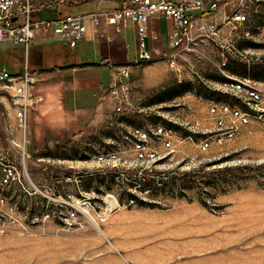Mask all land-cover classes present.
<instances>
[{
	"label": "rangeland",
	"instance_id": "1",
	"mask_svg": "<svg viewBox=\"0 0 264 264\" xmlns=\"http://www.w3.org/2000/svg\"><path fill=\"white\" fill-rule=\"evenodd\" d=\"M123 1L30 0V4L36 17L54 18L110 11ZM220 1L229 18L215 33L197 27L188 43L147 64L150 69L144 71V64L135 74L129 70L121 112L115 111L119 103L112 101L110 119L98 134L77 133L48 152L73 160L117 152L118 159L94 162L123 178L106 182L99 195L66 199L51 207L38 199L22 206L19 217L8 213L11 206L5 203L4 213L13 214L17 223L0 225V264H264V117L252 119L233 139L212 142L206 150L199 145L215 130L207 119L208 108L238 106L228 96L236 95L225 87L229 81L253 72L258 77L252 80L254 87L264 92V0ZM217 9L218 5L207 18ZM235 15L244 16V21L231 22ZM154 16L163 17L155 14L148 22ZM203 24L210 23L196 21L197 26ZM101 25L116 35L132 26L137 56L132 24L116 32L102 17ZM41 36L53 38L46 44L50 50L72 49L50 34ZM71 53L84 59L91 55L83 47ZM24 61L22 48L1 46L0 69L19 74ZM8 93L1 92L0 112L14 116ZM28 94L27 129L20 130L14 116L13 123H7L8 144L16 140L4 150L5 160L16 164L24 192L29 186L27 160L35 157L30 115L39 101ZM147 126H166L173 134L155 145L154 159L136 160L131 151L134 131ZM159 145L164 149L157 150ZM71 168L76 175L86 169L79 164ZM71 210L78 218L64 224L61 218ZM45 214L49 218L41 220Z\"/></svg>",
	"mask_w": 264,
	"mask_h": 264
},
{
	"label": "crops",
	"instance_id": "2",
	"mask_svg": "<svg viewBox=\"0 0 264 264\" xmlns=\"http://www.w3.org/2000/svg\"><path fill=\"white\" fill-rule=\"evenodd\" d=\"M164 1L181 3L193 0ZM202 2L205 7L216 3L218 9L204 20L200 19L199 12L195 11L197 22L205 21L217 27L228 20L225 8L219 7L223 2L220 0ZM171 30L170 22L161 16H154L149 20L146 38L147 49L152 56L149 63L170 54L168 43ZM52 39L37 35L28 54L27 63L30 67L28 91L33 97L39 98L30 115L33 140L31 152L35 157L27 160L30 167L27 175L28 192H24L18 184L8 188L0 185V197L6 199L5 206L14 207V215L18 217L22 215L20 209L22 206H31L38 199L51 207L66 199L99 195L105 183L114 179L117 172L99 169L95 165V157L93 160H73L48 152L53 150L54 145L77 133L84 135L82 137L98 134L103 124L110 119L109 111L114 103L106 98V92L114 86L118 72L125 68L135 74L144 66L136 62L132 26H128L123 34L116 35L108 26L93 27L89 24L82 42L77 45L91 51V55L85 59L79 53H71L77 47L69 48V53L48 49L46 44ZM112 49L119 57L113 56ZM149 63L145 64L144 71L151 68L147 65ZM12 120L14 121L13 113L8 112L4 116L0 112V158L5 157L4 150L13 147L16 140L8 144L7 123L12 124ZM151 127L159 126L141 127L139 130ZM163 127L167 129L166 126ZM163 149L161 145L157 147V150ZM6 161L16 165L14 161ZM74 164L82 167L85 165V171L79 175L74 174L71 168ZM32 212L35 213L31 211L30 214Z\"/></svg>",
	"mask_w": 264,
	"mask_h": 264
},
{
	"label": "built area",
	"instance_id": "3",
	"mask_svg": "<svg viewBox=\"0 0 264 264\" xmlns=\"http://www.w3.org/2000/svg\"><path fill=\"white\" fill-rule=\"evenodd\" d=\"M216 7V3L205 7L202 0L181 3L163 0H124L119 7L110 11L40 18L36 17L30 0H0V48L8 43L11 46L22 48L25 55L24 65L19 74H11L6 68L0 69V99L3 98L1 92H9L8 97L14 108L17 127L25 132L30 108L28 104L30 72L27 61L30 45L37 34H50L59 42L73 49L83 40L87 32V25L98 27L102 17L108 25L115 28L116 32H120L130 23L135 27L138 40L139 51L136 62L146 64L152 61L151 54L146 49L147 22L150 16L162 15L170 22L172 31L168 46L170 49H176L189 42L191 32L197 27L203 33H215L217 27L214 24L197 26L194 12L198 11L200 18L206 19ZM244 19L242 15H235L232 18L234 22H242ZM127 78L128 70L125 68L120 70L114 86L108 91L109 99L119 103L115 109L117 113L121 112V103L127 101ZM254 85L253 81L245 78L231 80L225 85V87L236 88V95L229 96L237 102L238 106L222 104L212 105L208 108L207 119L213 124L215 130L200 142L202 150H206L212 142L221 144L233 139L241 128L249 125L252 119L259 120L264 117V92L255 88ZM172 134L171 130L160 126L145 130L136 129L132 143L134 158L136 160L154 159L157 154L155 145ZM164 146L169 148L170 143L166 142ZM103 156H112V160L118 159L117 152L101 153L95 158ZM119 178H123V175L116 173L114 181L118 182ZM18 183L19 176L14 166L8 163L5 158H0V185L8 188ZM5 203L6 199L3 196L0 197V225H15L17 221L12 216L13 214L6 215L4 213ZM10 211L13 212L14 207H10L7 212L11 213ZM5 215L7 217H4ZM48 218L49 215L45 214L40 219ZM77 218V211L71 210L67 216L61 219L64 224H68L76 221Z\"/></svg>",
	"mask_w": 264,
	"mask_h": 264
},
{
	"label": "bare ground",
	"instance_id": "4",
	"mask_svg": "<svg viewBox=\"0 0 264 264\" xmlns=\"http://www.w3.org/2000/svg\"><path fill=\"white\" fill-rule=\"evenodd\" d=\"M227 90H229L230 92L236 93V88L235 87H227ZM106 160H112V156H103L102 158H96V161L99 162H104ZM116 164V162H115Z\"/></svg>",
	"mask_w": 264,
	"mask_h": 264
},
{
	"label": "trees",
	"instance_id": "5",
	"mask_svg": "<svg viewBox=\"0 0 264 264\" xmlns=\"http://www.w3.org/2000/svg\"><path fill=\"white\" fill-rule=\"evenodd\" d=\"M253 70H254V69H252V71H253ZM242 77H243V78H240V79H244V78H245V79H249V80H251V81H252V80H254V81H255V80H258V77L255 76V75H253V72H252V75H246V74H243ZM229 82H231V81H229ZM229 82H228V83H229ZM228 96H229V95H228ZM229 97L232 98L231 96H229ZM232 99H233V98H232ZM233 101L235 102V100H233ZM167 129H170V128H167Z\"/></svg>",
	"mask_w": 264,
	"mask_h": 264
}]
</instances>
